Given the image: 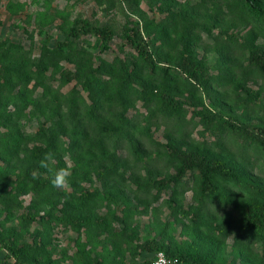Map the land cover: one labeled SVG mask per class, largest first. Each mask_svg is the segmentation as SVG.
Masks as SVG:
<instances>
[{"label":"rangeland","instance_id":"obj_1","mask_svg":"<svg viewBox=\"0 0 264 264\" xmlns=\"http://www.w3.org/2000/svg\"><path fill=\"white\" fill-rule=\"evenodd\" d=\"M129 17L140 22L162 65L176 64L186 45L192 49L206 72L205 84L178 76L179 68L173 67L171 74H157L150 93L140 95L135 81L134 92L118 97L128 74L122 62L130 70L140 68L124 37ZM78 20L110 26L109 47L101 51L95 36L86 34L74 38L71 50L84 46L93 60L46 55L44 45L67 39ZM256 25L239 15L235 0H0V41L21 44L18 65L43 69L51 86L50 91L32 80L33 103L17 81L0 87V172L6 177L0 191L11 199L0 202L1 236H11L17 245L46 247L49 256L37 264H144L163 248L177 254L172 256L176 264H184L185 255L223 264H264L263 244L242 233L247 192L223 185L219 199L203 196L192 172L177 182L170 179L176 172L169 157L171 146L200 150L264 185V145L203 118L211 110L264 132V71L248 61L253 45L264 48V33ZM98 68L101 78L89 87L90 73ZM69 70L80 78L64 80ZM140 77L145 85L151 80L146 71ZM165 94L182 101L179 112L166 107ZM70 106L81 110L75 121L68 120ZM45 126L65 133L56 146L66 168L91 173L89 180L64 188L76 197L89 190L93 198L86 209L70 197L35 194L24 183L31 148ZM99 146L108 158L100 159ZM31 214L37 220L28 221ZM84 214L92 220L82 225L61 220ZM8 253L3 249L0 258L13 264L16 258Z\"/></svg>","mask_w":264,"mask_h":264},{"label":"trees","instance_id":"obj_2","mask_svg":"<svg viewBox=\"0 0 264 264\" xmlns=\"http://www.w3.org/2000/svg\"><path fill=\"white\" fill-rule=\"evenodd\" d=\"M235 1L239 15L247 21L255 20L258 23V25H256L257 31L264 33V0ZM127 20L124 37L136 51L140 68L130 70L129 65L122 62V69L128 74L124 75L123 82L117 92L118 97L123 99V97L134 92L133 84L135 81L142 87L141 90H138L140 95L150 93V85L152 84V81L155 80L157 74H171L173 67L179 68L180 73L177 74L178 76L185 75L189 80L201 86L205 84L207 80L206 72L192 49L186 45L177 57L178 62L176 64L164 66L162 65V60H159V57H157L153 50L154 46L152 41L146 38L140 22L131 19V17ZM86 34H93L95 36V47L99 48L101 51H104L109 47V43L114 37V31L110 26H95L88 20H78L73 25L71 36L63 41L58 40L53 42V47H49L47 44L44 45L43 52L53 58L55 56L58 58L73 57L76 60L81 58H83V60H93V54L84 46H80V48L73 52L71 50L74 38L82 37ZM22 50L23 47L21 44L0 41V87L10 88L12 85L11 82L17 81L25 86V93H29L30 103H33L36 91L33 88H30L32 80H38V82H40V85L38 86H41L44 89H49L50 91L51 86L47 84L46 79L44 80L45 74L43 73V69L34 71L32 68H27L25 70L23 69V65H18V63L22 61L20 58ZM248 61L255 69L264 71V48L258 45H253L249 49ZM98 71L103 73L100 68L92 69V72L90 73L92 79L88 82L89 87H91L96 80L101 78V76L97 74ZM143 71H146L147 76L150 75L151 77L148 85H145L143 81H140V76ZM62 77L67 81H72L76 77L80 78L78 72H73L72 70L64 72ZM15 93L16 91L11 89L10 94L13 96ZM253 93L255 98H257L258 91H254ZM165 96L167 103L166 107L176 111L175 113L179 112L182 108V101L172 95L165 94ZM55 100L56 98H53L51 101L55 102ZM70 109L71 115L68 120L75 121L76 115L81 113V110H72L71 106ZM203 118L208 124L213 121H218L226 124L232 129H237L241 132L252 135L255 140L264 145V132H258L248 124H239L238 122L228 119L222 114L211 110H207L203 114ZM37 134L38 136L35 139V142L37 143L31 148L32 165H30L24 173V183L28 185L35 194H50L56 198L70 197L69 201L74 200L81 205V208L86 209V205L89 204L93 198L89 190L82 189L80 195L76 197V194L73 192L54 188L51 183L53 174H50V171L39 167L40 160L46 153L51 152L54 154V161L51 168L53 166L55 169L66 168L65 162L61 159V151H59V148L56 146L62 140V134L65 133H59L57 130L45 126L41 128ZM128 140L130 142L133 141L131 138ZM96 150L100 153L101 160L109 157L106 148L99 146ZM169 157L175 164L176 172L170 179L177 182L180 181L188 171L192 172L193 176L197 178V181L199 182V190L203 196L219 199L221 197L223 185L236 188L237 190L244 189L249 195V198L241 207L242 233L244 236H247L254 241H260L264 246V185L254 184L245 176V173L241 168L232 165L218 156L209 155L200 150H183L171 146ZM101 165H104V163H101ZM34 169H38L41 174L37 180H33L31 176ZM70 172L71 176L69 183L72 185H75L77 179L85 181L91 178L89 170H82L79 167H74ZM161 182L163 181H160V183ZM2 185H6V177L0 172V187ZM10 201L11 199L6 196L3 191H0V202L7 204ZM43 218V216H40V220ZM27 219L28 221L37 220V216L31 214ZM61 220H67L70 223L82 225L92 219L89 217L86 218V215L84 214L77 216L66 215L65 217H61ZM102 220L103 219L100 221L102 222ZM3 249H6L9 252L8 255L15 256L16 261L13 264H37L39 260L49 256V252L44 246L29 243L17 245L11 236L2 237L0 234V256ZM158 251H164L170 257L177 255L170 248H163ZM183 257L184 264H223L208 259L194 258L186 255ZM151 262H145L144 264H151ZM0 264L9 263L0 258Z\"/></svg>","mask_w":264,"mask_h":264},{"label":"clouds","instance_id":"obj_3","mask_svg":"<svg viewBox=\"0 0 264 264\" xmlns=\"http://www.w3.org/2000/svg\"><path fill=\"white\" fill-rule=\"evenodd\" d=\"M54 161V154L49 152L44 155V157L39 162V167L44 168L48 171H53L51 165ZM40 172L38 169H34L31 173L32 179L37 180L40 177ZM71 172L68 168H59L53 171L52 176V186L57 189H64L69 184V179ZM163 257L160 254H157L156 258L153 260V264H162Z\"/></svg>","mask_w":264,"mask_h":264},{"label":"built area","instance_id":"obj_4","mask_svg":"<svg viewBox=\"0 0 264 264\" xmlns=\"http://www.w3.org/2000/svg\"><path fill=\"white\" fill-rule=\"evenodd\" d=\"M157 254H160L164 258L162 264H176L175 260L172 257L168 256L164 251H158L155 254L153 260L156 258ZM153 260L151 264H153Z\"/></svg>","mask_w":264,"mask_h":264}]
</instances>
